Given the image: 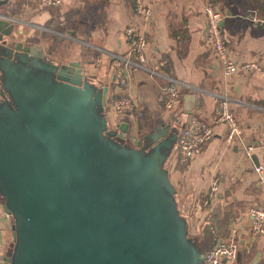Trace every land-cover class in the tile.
Masks as SVG:
<instances>
[{
    "label": "water",
    "instance_id": "water-1",
    "mask_svg": "<svg viewBox=\"0 0 264 264\" xmlns=\"http://www.w3.org/2000/svg\"><path fill=\"white\" fill-rule=\"evenodd\" d=\"M107 88L0 16V264H205L164 167L176 133L160 123L129 145Z\"/></svg>",
    "mask_w": 264,
    "mask_h": 264
},
{
    "label": "crops",
    "instance_id": "crops-1",
    "mask_svg": "<svg viewBox=\"0 0 264 264\" xmlns=\"http://www.w3.org/2000/svg\"><path fill=\"white\" fill-rule=\"evenodd\" d=\"M152 14H136V0H0V16L13 24L18 40L42 45L57 63L76 62L97 86L107 85L104 113L111 126L127 122L126 142L137 146L160 123L176 133L164 162L175 198L187 221L188 234L203 253L218 239L236 230L237 259L232 264H264V235L251 237L248 208L264 203V187L254 171L264 163V9L255 0H141ZM222 13L221 30L230 57L257 67L225 77L207 43L204 3ZM134 25L146 36L145 64L161 68L165 59L171 74L183 85L175 106H164L163 80L138 67L123 71L121 83L110 53H126L122 29ZM186 85V86H185ZM230 98L241 133L227 141L225 123L216 120L218 94ZM116 96H130L134 107L119 113ZM192 116L207 121L212 137L187 161L177 153V137ZM254 145L251 156L244 151ZM216 179L218 189L208 205L202 198ZM0 195V263L11 248L12 218ZM220 264H230L221 262Z\"/></svg>",
    "mask_w": 264,
    "mask_h": 264
},
{
    "label": "built area",
    "instance_id": "built-area-1",
    "mask_svg": "<svg viewBox=\"0 0 264 264\" xmlns=\"http://www.w3.org/2000/svg\"><path fill=\"white\" fill-rule=\"evenodd\" d=\"M45 5H58L63 0H42ZM136 14L147 20L152 14L149 5L141 0H136L134 7ZM206 15V41L211 46L215 57L218 59L223 76L227 77L238 70H250L257 67L256 62L246 61L236 63L229 55L227 45L221 30L222 13L211 3H204ZM125 38L126 53L124 55L110 53L113 58V65L120 82L125 81L123 71L127 67H138L146 70L150 75L160 76L163 80L162 88L164 93L163 103L167 109L175 106L180 94L181 83L171 74L165 59L160 60L161 68L147 67L145 64L146 36L134 25H127L122 29ZM186 86V85H185ZM218 104L216 120L225 123L227 127L226 139L232 141L241 133V128L230 107L231 98L226 94H218ZM135 103L130 96H116L112 99V107L115 111L122 113L131 110ZM211 125L202 119L192 116L185 123L181 133L177 137V153L181 161H187L192 155L200 152L201 147L212 137ZM254 145L248 143L244 146V151L251 156ZM254 171L258 182L264 187V163H256ZM218 189L217 180L211 182L207 194L202 198L203 205H208L211 198ZM250 215L249 234L251 237L264 235V203L262 205H252L248 208ZM239 251V241L236 237V230L227 237L218 239L210 248L203 253L205 264H220L221 259L232 264L236 261Z\"/></svg>",
    "mask_w": 264,
    "mask_h": 264
},
{
    "label": "trees",
    "instance_id": "trees-1",
    "mask_svg": "<svg viewBox=\"0 0 264 264\" xmlns=\"http://www.w3.org/2000/svg\"><path fill=\"white\" fill-rule=\"evenodd\" d=\"M261 7V9H264V0H255Z\"/></svg>",
    "mask_w": 264,
    "mask_h": 264
}]
</instances>
